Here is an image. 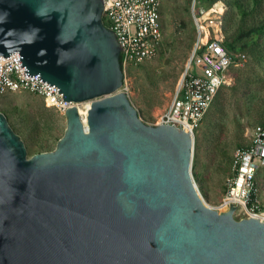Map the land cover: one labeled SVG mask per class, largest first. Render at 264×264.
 <instances>
[{"label":"water","instance_id":"obj_1","mask_svg":"<svg viewBox=\"0 0 264 264\" xmlns=\"http://www.w3.org/2000/svg\"><path fill=\"white\" fill-rule=\"evenodd\" d=\"M106 0H0V58L77 106L55 150L28 157L0 111V264H264V223L202 198L193 138L144 123L122 91Z\"/></svg>","mask_w":264,"mask_h":264},{"label":"rangeland","instance_id":"obj_2","mask_svg":"<svg viewBox=\"0 0 264 264\" xmlns=\"http://www.w3.org/2000/svg\"><path fill=\"white\" fill-rule=\"evenodd\" d=\"M196 1L225 6L219 39L235 44L234 54L246 55L241 65L231 69L228 84L219 91L194 137L192 175L205 203L216 208L225 196L235 151L248 146L253 130L264 126V0ZM192 2L161 0L163 40L157 55L123 70L121 89L148 125L157 126L188 67L197 38ZM0 111L24 142L28 157L55 150L67 129L66 117L30 92L6 94L0 98ZM256 180L264 208V169Z\"/></svg>","mask_w":264,"mask_h":264},{"label":"built area","instance_id":"obj_3","mask_svg":"<svg viewBox=\"0 0 264 264\" xmlns=\"http://www.w3.org/2000/svg\"><path fill=\"white\" fill-rule=\"evenodd\" d=\"M224 9L221 2L202 5L193 0L191 14L197 32L194 49L171 104L157 121V125L171 123L184 129L193 140L219 91L228 84L231 69L246 59L243 53L229 51L219 39ZM102 18L117 39L123 70L157 55L163 40L161 0H106ZM19 58L18 52L7 59L0 58V98L9 93L30 92L62 115L79 105L63 101L60 89L43 82L37 74L25 76ZM261 169H264L263 125L253 130L248 146L235 151L225 196L214 209L225 212L232 206L234 215L240 219L254 218L264 223L256 183Z\"/></svg>","mask_w":264,"mask_h":264},{"label":"bare ground","instance_id":"obj_4","mask_svg":"<svg viewBox=\"0 0 264 264\" xmlns=\"http://www.w3.org/2000/svg\"><path fill=\"white\" fill-rule=\"evenodd\" d=\"M91 102V101H90ZM90 102H84V104H82L83 106H77L78 107V111L81 115V118L83 120L84 123H86V118H87V115H88V110L90 109L91 107V103Z\"/></svg>","mask_w":264,"mask_h":264},{"label":"trees","instance_id":"obj_5","mask_svg":"<svg viewBox=\"0 0 264 264\" xmlns=\"http://www.w3.org/2000/svg\"><path fill=\"white\" fill-rule=\"evenodd\" d=\"M210 3H212V2H208L207 5L210 4ZM225 45H226V47L229 49V51H231V52H232V50L235 51V50L237 49V47H236L235 44H232V43H231V44L225 43Z\"/></svg>","mask_w":264,"mask_h":264}]
</instances>
